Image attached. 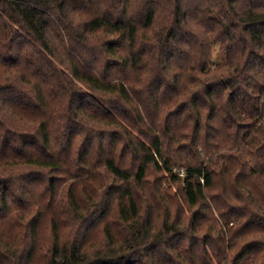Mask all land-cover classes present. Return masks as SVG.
Masks as SVG:
<instances>
[{
	"label": "trees",
	"instance_id": "16d2710c",
	"mask_svg": "<svg viewBox=\"0 0 264 264\" xmlns=\"http://www.w3.org/2000/svg\"><path fill=\"white\" fill-rule=\"evenodd\" d=\"M0 264H264V0H0Z\"/></svg>",
	"mask_w": 264,
	"mask_h": 264
},
{
	"label": "rangeland",
	"instance_id": "374dc122",
	"mask_svg": "<svg viewBox=\"0 0 264 264\" xmlns=\"http://www.w3.org/2000/svg\"><path fill=\"white\" fill-rule=\"evenodd\" d=\"M213 59L215 61H220L222 60V54L220 52H218L217 50V46H213Z\"/></svg>",
	"mask_w": 264,
	"mask_h": 264
}]
</instances>
